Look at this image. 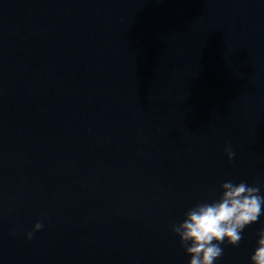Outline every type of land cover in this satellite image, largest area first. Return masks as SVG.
Returning a JSON list of instances; mask_svg holds the SVG:
<instances>
[{"label": "water", "instance_id": "95a60500", "mask_svg": "<svg viewBox=\"0 0 264 264\" xmlns=\"http://www.w3.org/2000/svg\"><path fill=\"white\" fill-rule=\"evenodd\" d=\"M226 181L264 194V0H0V264H188Z\"/></svg>", "mask_w": 264, "mask_h": 264}, {"label": "clouds", "instance_id": "9594fccd", "mask_svg": "<svg viewBox=\"0 0 264 264\" xmlns=\"http://www.w3.org/2000/svg\"><path fill=\"white\" fill-rule=\"evenodd\" d=\"M229 160L235 157L231 144L225 146ZM216 199L201 201L189 208L183 220L173 224L172 231L190 259L188 264H216L225 247H237L246 228L264 216V194L260 186L241 181H226L220 185ZM44 225L37 222L27 239ZM256 246L249 257L250 264H264V227L257 233Z\"/></svg>", "mask_w": 264, "mask_h": 264}]
</instances>
